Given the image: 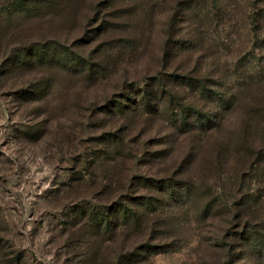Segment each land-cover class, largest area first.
<instances>
[{"label": "rangeland", "instance_id": "1", "mask_svg": "<svg viewBox=\"0 0 264 264\" xmlns=\"http://www.w3.org/2000/svg\"><path fill=\"white\" fill-rule=\"evenodd\" d=\"M92 1L84 8L78 0H49L50 6L28 14L18 4L20 0H0V264H125L119 260L124 247L128 250L147 243L167 250L141 251L143 257L135 264H223L229 248L218 246L217 239L232 223L231 215L217 208L201 213L206 201L232 195L231 185L216 177L207 185L209 194L202 188L193 193L194 209L178 208L174 221L178 227L150 224L130 238L120 234L115 240L103 241L102 234H87L86 224L73 220L76 204H104L112 189L118 188L117 181L111 187L105 179L114 182L126 173H159L165 168L160 164L152 169L142 167L136 158L146 147H158L152 140L164 137L163 124H149L142 117L130 122L105 113L103 106L128 80L140 81L165 69L155 57L157 38L178 0H169L167 11L157 14L153 23L143 27L138 22L136 34L141 27L147 29L146 39L152 38L153 44L149 42L142 55L129 53L118 65L111 56L110 66L116 70L109 79L86 83L54 66L4 70L13 55L40 42L67 43L90 56L96 46L85 34L98 26L94 18L89 20ZM155 1L161 0L150 3ZM263 7L264 0H229L225 15H219L220 28L234 32L229 41L209 37L206 46L210 49L200 47L193 56L187 54L171 66L250 75L257 62L264 60L262 41L256 38L261 34L256 32L257 14ZM119 23L120 29L111 28L116 37L126 35L125 28L134 20L124 18ZM37 86L45 87L39 96L25 99L16 93ZM111 134L112 141L108 140ZM254 178V187L264 191V174ZM254 211V220L264 217V202Z\"/></svg>", "mask_w": 264, "mask_h": 264}, {"label": "trees", "instance_id": "2", "mask_svg": "<svg viewBox=\"0 0 264 264\" xmlns=\"http://www.w3.org/2000/svg\"><path fill=\"white\" fill-rule=\"evenodd\" d=\"M78 1L86 7L88 0ZM139 1H92L89 20L94 18L98 26L85 34L96 46L90 56L73 50L67 43L65 46L61 42H40L13 55L4 70L31 71L54 66L86 83L111 78L116 70L110 66L112 60L118 65L130 57L129 53L136 51L142 55L148 43L153 44L152 38L146 39L147 29L141 27L139 35L136 34L138 22L143 27L153 23L170 3ZM228 3L229 0H178L161 38H157L155 57L165 69L156 70L140 81L128 80L103 106L105 113L130 122L142 117L149 124L162 123L164 137L152 140L158 147L153 150L146 147L136 153V158L142 167L152 169L160 164L165 168L159 173L142 171L132 176L126 173L114 182L105 179L111 187L117 181L118 191L112 189L104 204L78 203L71 213L75 222L86 224L87 234H102L103 241H111L120 234L129 238L137 235L150 224L178 227L174 223L178 208L187 212L194 209L193 193L202 188L209 194L207 185L216 177L222 184L231 185L232 195L206 201L201 213L217 208L231 215L232 223L224 236L217 239L218 246L229 248L223 264L240 261L239 264H264V217L260 215L259 220H254L257 218L254 208L263 204L264 191L251 182L256 174H264V68L261 70L264 60H259L257 68L245 76L220 69L193 70L185 64L171 66L172 61L187 54L193 56L200 47L210 49L211 46H206L211 42L209 37L216 42L229 41L234 32L219 25L222 23L219 15H225ZM18 4L28 14L50 6L49 0H20ZM106 17H110L108 21ZM124 18L134 23L125 28L126 35L116 37L111 28L120 29L119 22ZM257 20L259 27L255 30L261 34L256 38L262 41L264 50V7L258 10ZM214 23L218 25L216 28H208ZM83 43V39L79 40V45ZM37 87L16 93L25 99L39 96L45 87ZM161 249L167 250L166 246L149 243L128 250L124 247L119 260L135 264L143 257L142 252L152 254Z\"/></svg>", "mask_w": 264, "mask_h": 264}]
</instances>
